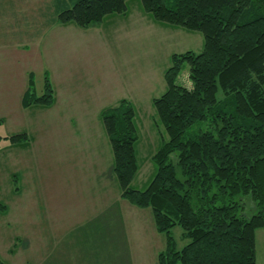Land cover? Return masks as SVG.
I'll list each match as a JSON object with an SVG mask.
<instances>
[{"label":"rangeland","instance_id":"374dc122","mask_svg":"<svg viewBox=\"0 0 264 264\" xmlns=\"http://www.w3.org/2000/svg\"><path fill=\"white\" fill-rule=\"evenodd\" d=\"M74 1L0 0V201L7 205L0 212V260L127 264L116 258L130 252L135 264H158L166 234L157 231L151 208L141 209L137 229L127 215L125 232L112 219V205L95 220L102 203L120 192L114 174L111 188L101 190L113 153L99 112L124 98L133 103L141 168L132 185L146 189L156 171L150 155L164 135L153 98L167 89L165 72L172 55L200 52L203 35L155 21L141 0H128L126 10L108 16L99 30L56 22L58 12ZM29 73L39 95L45 75L51 82L54 75L58 94L51 107L23 105ZM19 74L23 83L8 84ZM183 79L189 86L185 71ZM23 132L31 138L28 144L7 139ZM105 216L102 232L92 229ZM182 233L180 226L172 229L179 248L188 243ZM256 244L257 264H264V229L257 230Z\"/></svg>","mask_w":264,"mask_h":264},{"label":"trees","instance_id":"16d2710c","mask_svg":"<svg viewBox=\"0 0 264 264\" xmlns=\"http://www.w3.org/2000/svg\"><path fill=\"white\" fill-rule=\"evenodd\" d=\"M127 1L75 0L56 21L87 29L125 11ZM141 3L157 22L200 32L204 46L172 55L167 89L153 99L164 135L146 189L132 185L141 168L134 105L125 98L102 110L121 198L151 208L157 231L166 234L158 264H257L256 232L264 229V0ZM44 80L39 95L30 76L25 108L55 103L50 77ZM7 139L17 145L31 138L23 132ZM6 209L0 201V212ZM176 226L188 240L182 248L172 235Z\"/></svg>","mask_w":264,"mask_h":264},{"label":"crops","instance_id":"0c3cea01","mask_svg":"<svg viewBox=\"0 0 264 264\" xmlns=\"http://www.w3.org/2000/svg\"><path fill=\"white\" fill-rule=\"evenodd\" d=\"M27 0H23V2H26ZM23 2H22V0H21V4H23ZM30 3V2H29ZM56 22H58V21H56ZM59 23V22H58ZM101 25V24H100ZM100 25H95V26H92V27H95V29H97V30H99L100 29ZM36 38V37H35ZM38 38V37H37ZM8 45H9V43H8ZM2 46L0 45V48H1ZM46 73V72H45ZM47 74V73H46ZM45 75V74H44ZM20 76H21V74H19V75H16L15 77H12V78H10L9 80H7V82H8V84H18L19 82H21V83H23V80H24V76L23 77H21L20 78ZM30 76H33V74L32 73H29V79H30ZM46 76V75H45ZM49 77H50V75H49ZM45 78V77H44ZM54 79V80H53ZM17 80V81H16ZM55 82V84H54V86H55V90H56V92H55V94H56V96H57V94H58V92H57V88H56V81H55V77H54V75H53V78H52V83H54ZM27 89V88H26ZM25 89V90H26ZM166 91V90H165ZM26 92V91H25ZM25 92H24V94H25ZM23 97H24V95H23ZM125 99V98H124ZM154 99V98H153ZM23 101V100H22ZM57 102V99L55 100V103ZM133 104V103H132ZM153 104V103H152ZM106 107H104L103 109H105ZM103 109H101L100 110V112H99V117L101 116V112H102V110ZM102 124H103V122H102ZM103 127H104V125H103ZM104 130H105V128H104ZM106 132V131H105ZM107 134V133H106ZM162 135V134H161ZM108 136V135H107ZM109 138V137H108ZM109 141H110V139H109ZM111 144V143H110ZM155 151V150H154ZM112 153H113V151H112ZM152 154L153 153H151V155H150V157H152ZM152 159V158H151ZM110 162H111V160H110ZM109 162V167H108V170H107V173H106V175H107V178H106V180H104L105 182H103V186H102V189L101 190H103V189H105V185H106V187L107 188H111V186H112V184H113V179H114V177H113V172H112V168H113V160H112V163H110ZM117 196H116V198L114 199V200H112V201H109L108 203H106L104 206H103V203H102V207H101V213H99V214H97V216H96V218H95V220H99L100 221V219L105 215V214H107V213H109L111 210H109V211H107V209L108 208H110V206L112 205V208H113V210H112V212H114V217H112V219L113 220H115L116 222H118V224H117V227L120 229V228H122L123 229V231L125 232V229L127 228V223H128V219H127V215H129V217L132 215L133 216V218H134V222H135V224H136V229L139 227V213H141L140 211H141V209L140 208H137V207H135V206H133V205H131L129 202H127L126 200H124V199H121V197H120V192H118L117 194H116ZM114 205H116V207L114 206ZM111 208V209H112ZM141 217H142V215H141ZM106 221V216H105V220H101V222H100V224H101V226H99V225H97V226H94L92 229H98V228H100V231L102 232V230L101 229H103V224H104V222ZM89 222V221H88ZM88 226V223H86L83 227H87ZM103 236V235H102ZM115 236H116V234L115 235H113V237H112V242H111V244H113L114 242H115ZM104 237H106V238H109V235L108 236H104ZM165 240H166V238H165ZM102 242H104V239H103V237H102ZM107 242H109L108 241V239H107ZM110 243V242H109ZM165 243H166V241H165ZM110 244V245H111ZM166 247V246H165ZM164 250V249H163ZM39 254H40V251H39ZM107 256L109 257V258H111V256H110V254H109V252L107 253ZM116 256L115 255H113L112 254V258L114 259ZM121 258H123L126 262H127V264H135L134 263V261H135V259L133 258V256L130 254V252L128 253V254H123V256L122 255H119V256H117V258H116V260H121ZM34 260H36V259H34ZM33 260V261H34ZM129 262V263H128ZM39 264V263H38ZM114 264V263H113Z\"/></svg>","mask_w":264,"mask_h":264}]
</instances>
